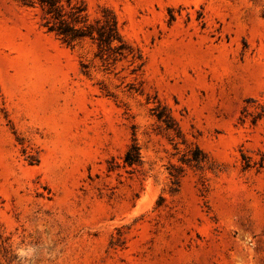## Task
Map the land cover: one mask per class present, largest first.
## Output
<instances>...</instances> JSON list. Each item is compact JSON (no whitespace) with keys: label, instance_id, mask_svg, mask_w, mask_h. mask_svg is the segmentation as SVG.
Here are the masks:
<instances>
[{"label":"rangeland","instance_id":"374dc122","mask_svg":"<svg viewBox=\"0 0 264 264\" xmlns=\"http://www.w3.org/2000/svg\"><path fill=\"white\" fill-rule=\"evenodd\" d=\"M84 1L139 70L0 0V264H264V0Z\"/></svg>","mask_w":264,"mask_h":264},{"label":"trees","instance_id":"16d2710c","mask_svg":"<svg viewBox=\"0 0 264 264\" xmlns=\"http://www.w3.org/2000/svg\"><path fill=\"white\" fill-rule=\"evenodd\" d=\"M25 4L39 5L43 11L42 25L67 46L75 47L85 41L92 42L96 47L95 59L101 61L107 69L124 60L133 65L132 73L143 65L142 54L123 37L117 16L111 8L100 7L99 13L92 17L84 0H25ZM161 109L165 108L162 106ZM155 114L171 127L174 119L170 115L166 119L163 118V111ZM176 130L178 133L181 131L178 126ZM195 148L193 159L201 161L207 158V154L199 146ZM124 161L130 166L142 161L140 146L135 137L125 153Z\"/></svg>","mask_w":264,"mask_h":264}]
</instances>
